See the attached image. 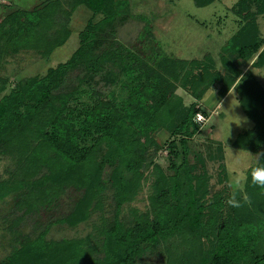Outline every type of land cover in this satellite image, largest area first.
Returning <instances> with one entry per match:
<instances>
[{
  "label": "rangeland",
  "instance_id": "obj_1",
  "mask_svg": "<svg viewBox=\"0 0 264 264\" xmlns=\"http://www.w3.org/2000/svg\"><path fill=\"white\" fill-rule=\"evenodd\" d=\"M259 1L215 0L211 5L198 7L194 0H112L117 15H121L117 17L112 30V38L110 37L112 43L107 47L115 56H111V61L104 64L103 68L115 69L117 74L120 73L117 64H123L124 59L127 65L134 66V77L142 72L139 66H136L135 55L150 66L163 57H167L169 63L171 61L173 64L203 61L208 57L215 62V67L211 69L212 77L209 79L220 78L229 74L221 62V57L224 46L232 38H236L240 33L243 35L248 28L249 34L251 30L254 31L248 39L254 37L260 39L262 45L257 52L251 53L244 63H238V76L224 97L219 96V90L224 86L219 81H215L202 99L196 98L180 83L175 85L174 96L181 99L182 113L194 106L205 115V120L197 122L198 131L192 137L185 136L188 142L186 154L180 144L184 136L174 133L175 126L180 123V116L176 117L174 127L168 126L167 122L147 121V128L151 132L147 152L149 159L140 170L138 180L135 179L136 185L129 184L131 191L129 190L127 200L122 201L119 209L115 206L113 189L105 186L104 195H97L90 201L86 217L83 220L79 219L81 221L77 223H69L68 216L74 208L85 203L81 199L86 194L92 195L94 192L95 187L87 183L79 191L63 188L59 193L61 205L55 209L41 206L40 201L32 203L28 208L25 201L30 198L27 197L23 206H18L16 202L20 194L0 200V264L10 257L17 260L24 253L28 256L32 254V250L36 249L30 247L34 245L38 247L36 239L44 232L48 241H83L81 245L83 249L86 248V253L84 254L83 249L79 247L81 256L76 257L78 262L82 264L101 262L104 254L102 245L109 244L107 237L106 242L104 237L106 225L117 221L126 229L132 227L138 218L146 214L150 219H154L159 208L156 205L157 199H163L161 196L164 197L165 191L169 192L163 200L165 207L181 217L182 225L179 231L160 237L161 246L158 247L160 249L158 251H155L152 243H144V252L140 255L133 253L129 244H118L114 239L112 248L116 252V257H122V261L117 264H215L213 250L223 243L220 233L226 234L221 232L222 229L226 232V228L230 229L232 224L240 222L246 227L241 230V234L248 233L251 239H247V247L243 244L245 247L240 248L238 264L250 262L249 251L252 254L264 251V189L252 186L250 179L242 190L228 186L229 170L237 168L240 171H249L256 163L249 153L255 155L264 152V144L260 148L255 147L250 143V139L242 140L243 144H237V138L246 132H255L264 122V103L256 104L251 100L254 99L253 96L264 94V66L256 65L260 53L264 51V1ZM49 3L58 5L61 10V18L57 24L66 22L63 10L70 13L66 24L71 31L70 36L50 52L46 33L48 31L53 35L54 31L43 28L40 43L33 44L31 41V45H25L16 52L3 55L2 61L0 60V76L7 79L8 85L0 97L9 94L19 83L33 78L40 79L69 62L82 45L83 31L91 23L96 24L106 17L105 14L97 13L90 6L83 4L71 12L69 0H0V23L17 10L34 12L46 8ZM123 15L126 18H122ZM250 17L255 27L246 26ZM23 20L27 28L37 25L32 20L26 18ZM35 38L33 36L31 39L35 42ZM117 54L124 58L120 56L116 58ZM77 60L76 63L80 62L83 65L81 69L69 65L53 93L76 92L75 97L69 102V107L72 109L73 122L76 127H80L85 119V110L91 108L97 101L96 93L104 94L113 90L123 101L128 97L132 84L126 75L120 74L114 87L102 79L103 70L91 81L81 83L80 78L85 73L84 63L80 59ZM126 81L129 84L122 87L121 83ZM170 83L172 84L171 81ZM255 84L261 92L257 91ZM246 92V96L250 97L242 96ZM22 110L23 113H27L26 108ZM48 125L43 132L52 135L53 128ZM34 139L31 148L41 151L38 147H41L43 140ZM88 139H81L83 147L90 145ZM106 141L108 140L105 139L91 152L90 159L87 155L85 162L87 167L79 168L90 175L94 174L98 167L102 168L98 180L105 183L113 173L109 162L103 160L105 158L103 156L108 157L112 150L108 148ZM172 141L178 144L174 150L170 148ZM174 153L177 155L174 156ZM185 165L191 169L189 182L183 174L188 170L184 169ZM156 167H161L167 178L173 177L175 171L181 170L183 173L180 188L174 189L168 185L162 190L159 187L160 178ZM18 168L16 158L0 156V181L14 178L19 181L22 171ZM24 168L28 171L25 163ZM48 170L44 168L35 175V179H41L37 182L42 198L44 191L50 190L49 187L52 185V182L44 179L49 173ZM128 177L130 175H127ZM245 194L251 199L250 205L233 208L226 204V200L231 196L241 199ZM23 207L32 211L26 213ZM17 222L19 223L17 231L13 233L11 228ZM22 237L25 240H32L33 244L28 247L20 244Z\"/></svg>",
  "mask_w": 264,
  "mask_h": 264
},
{
  "label": "trees",
  "instance_id": "obj_2",
  "mask_svg": "<svg viewBox=\"0 0 264 264\" xmlns=\"http://www.w3.org/2000/svg\"><path fill=\"white\" fill-rule=\"evenodd\" d=\"M194 1L198 7H205L215 2V0ZM263 1L260 0L259 2ZM69 2L71 12L83 4L90 6L97 13L105 14L106 17L96 24L91 23L83 31L81 34L82 45L69 62L56 70H52L40 79L33 78L19 83L9 94L0 97V156L7 155L13 159L16 158V163L19 164L18 169L22 171L20 172L19 181L17 178L0 181V200L10 195L19 196L18 194H20L16 202L18 206H23L25 197H27L30 198V200L25 201L28 208L32 203L40 201L41 206L45 208L50 206L55 209L61 205L59 193L63 191V188L79 191L87 183L95 187L94 192L92 195L86 194L81 199L85 203L78 204L68 216V222L74 224L81 221L79 219L83 220L86 217L90 201L97 195H104L106 187L113 189V199L118 209L122 205V201L127 200L131 189L130 185H133V183L136 185L135 179L138 180L141 175L140 170L149 159L147 158V152L151 132L147 128L148 120L167 122L169 123L168 126H173L176 117L180 116V123L175 126L174 133L184 136L180 144L183 146L185 154L187 153V138L192 137L198 131L197 122L195 123L193 118L196 112L200 110L191 106L188 111L185 110L182 113L181 99L174 96L177 83L189 89L196 98L202 99L215 84V81H219L224 84L219 90V96L224 97L238 76V63H244L251 56V53L257 52L260 45H262V40L255 37L248 39L249 35L254 33L251 30L249 34L248 28L243 35L240 33L236 38H232L224 46L221 57V62L229 74L220 76V78L209 79L210 76L212 77L211 69L215 67V62L208 57L203 61L181 62L183 64L180 62H174L173 64L171 61L169 63L167 57H163L150 66L146 61L137 58L135 55L136 66H139L142 72L134 77V66L127 65L124 59L123 64H117V60H115L120 70V73L117 74L115 69L105 70L103 68L104 64L109 63L111 56L114 55L107 47L112 43L110 40L112 30H114L117 17L119 18V15H121H117L112 6V0H69ZM50 4L52 3H49L46 8L34 12L17 10L0 23L1 61L3 55L8 52H16L25 45H31V41H33V44L40 43L42 38L40 34L43 32V28L55 32V34L53 32V35L49 34L48 31L46 33V39H49L50 52L68 39L71 31L66 24L70 13L63 10L66 22L57 24V21L61 18V10L58 5ZM124 15L122 18H126ZM24 18L34 21L37 25L27 28ZM252 23L250 17L246 26L255 27V24ZM33 36L36 37L35 42L34 39H31ZM117 55L116 58L123 57ZM77 59L84 63L85 73L80 78L81 83L87 80L91 81L103 70L101 72L102 79L106 83L107 81L110 82L114 87H116L120 74L126 75L127 80L132 84L128 97L123 101L119 99L113 90L104 94L101 92L95 94L94 92L93 94L97 95V101L91 108L85 110V119L80 127H76L73 122L72 109L69 107V102L75 97L76 92L53 93V89L58 87L69 65L81 69L83 65L80 62L76 63ZM178 63H180L179 66H177ZM256 65L264 66V51L260 53ZM185 67H188V69ZM181 71H183V75H181ZM127 83L129 84L127 81L121 83L122 87L128 85ZM7 85V79L0 76V95L6 90ZM256 87L257 91L260 90L261 92L257 85ZM246 95L247 92L242 94L243 97H250V95L248 97ZM252 98L254 99L251 100L256 104L264 103V94ZM25 101L27 102L25 103ZM22 108H26L27 113H23ZM47 124L53 128L52 135L43 132ZM83 138H89L90 145L88 147L81 145V139ZM33 139L43 140L41 147H38L41 151L31 148ZM105 139L108 140L106 141L108 148H112V150L108 157L103 156L105 157L103 160H107L113 169V173L106 183L98 180L102 170L100 167L92 175L79 170V168L87 167L85 163L87 155L90 159L91 152L97 149ZM237 139V144H243L242 140L250 139L252 145L260 148L264 144V122L255 132H246ZM177 145L175 141H172L170 148L174 150ZM176 155L177 153H174V156ZM24 163L27 165L28 171L24 168ZM44 168L49 169V173L44 176V179L52 182V185L49 187L50 190L44 191V197L42 198L37 182L40 178L35 179V175ZM184 169H188L187 172L183 173L178 170L175 171L173 177L167 178L163 169L156 167V172L160 178L159 187L162 190L168 185H170V188H178L181 186L182 173L185 174L189 182L191 169L187 165L184 166ZM127 175H130V177L127 178ZM178 180L180 181L178 182ZM168 194L169 192L165 191L164 197L161 196L163 199H157L156 205L159 208L154 219H150L149 215L146 214L138 218L132 227L126 229L117 221L106 225V236L104 237L105 242L107 237L109 244L102 245L104 254L101 262L91 263L117 264L122 261V257H116V252L112 248L114 239L118 241V244H129L132 252H136L137 255L144 252V243H152L156 249L155 251L160 250L158 248L161 246L160 237L178 232L180 225H182L181 217L173 214L168 207H165L163 200ZM24 209L27 211L26 213L32 211V209ZM18 222L11 228L13 233H16L14 231L19 225ZM244 229L246 227L242 222L232 224L230 229L226 228V232L222 229L221 232L226 234L222 235L220 233L222 236L221 242L223 243H220V246L213 250V252L215 251L213 256L216 261H214L215 264H238L237 258L240 255V248L247 247V239H251L248 233L241 234V230ZM44 234L46 232L40 234L36 239L39 244L38 247L35 245L30 247V249L33 247L36 249L35 251L32 250V254L28 256L24 253L17 260H12V257H10L9 260L6 259L1 264H35L34 262L37 261L38 264H82V262H78L79 260L76 257L81 256L79 247L82 248L83 241H48ZM22 238L19 243L25 247L33 244L32 240ZM243 244L245 246H242ZM83 251L85 254L86 248ZM249 254L251 260L246 264H264V251L260 254H252L249 251Z\"/></svg>",
  "mask_w": 264,
  "mask_h": 264
},
{
  "label": "clouds",
  "instance_id": "obj_3",
  "mask_svg": "<svg viewBox=\"0 0 264 264\" xmlns=\"http://www.w3.org/2000/svg\"><path fill=\"white\" fill-rule=\"evenodd\" d=\"M193 120L194 122H202L205 120V115L202 112H196ZM249 154L256 160V163L250 168L249 171H240L237 168L229 170V187L242 190L246 185H248L250 179V183L252 186L264 189V162H261L264 161V152H258L255 155H252L251 153ZM226 204L233 208H241L246 204L250 205L251 199L247 194L243 195L241 199H237L235 196H231L226 200Z\"/></svg>",
  "mask_w": 264,
  "mask_h": 264
}]
</instances>
